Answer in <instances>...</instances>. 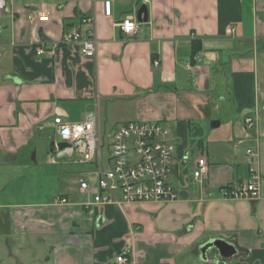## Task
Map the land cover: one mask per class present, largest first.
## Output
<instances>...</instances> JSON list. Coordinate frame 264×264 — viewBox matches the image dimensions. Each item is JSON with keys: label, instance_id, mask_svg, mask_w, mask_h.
Returning <instances> with one entry per match:
<instances>
[{"label": "crops", "instance_id": "crops-1", "mask_svg": "<svg viewBox=\"0 0 264 264\" xmlns=\"http://www.w3.org/2000/svg\"><path fill=\"white\" fill-rule=\"evenodd\" d=\"M4 1L0 162L37 160L35 141L48 131L58 136L56 117L106 126L101 109L108 103L131 111L117 120L121 123L170 124L171 141L180 150L168 179L178 192L175 202L124 209L94 205L92 196L80 189L82 175L71 188L57 184L58 194L46 202L0 205V264H118L122 254L132 264H264V0ZM104 1H111L110 16L104 14ZM143 4L149 8V21L139 24L137 33L123 34L118 25L137 18ZM91 17L93 24L83 22ZM75 33L96 36L95 59L85 58L79 45L64 44ZM194 41L202 50L193 66ZM242 46L254 52H239ZM40 47L46 52L55 48L54 56H38ZM224 65L235 110L245 113L243 135L232 127L233 142L228 138L210 144L201 123L218 110L211 104L213 69ZM246 118L254 120L253 128L247 127ZM193 138L203 141V150L191 146ZM51 143L52 138V158L58 146ZM243 145L241 174L234 149ZM249 148L255 153L261 198L226 199L225 187L250 179ZM183 151L189 164L181 162ZM68 152L58 159L62 164L75 161ZM203 154L209 162L203 177L188 176L191 164ZM58 198L67 203H57ZM216 239L234 244L238 256L224 259L211 249L204 260L202 246Z\"/></svg>", "mask_w": 264, "mask_h": 264}, {"label": "built area", "instance_id": "built-area-1", "mask_svg": "<svg viewBox=\"0 0 264 264\" xmlns=\"http://www.w3.org/2000/svg\"><path fill=\"white\" fill-rule=\"evenodd\" d=\"M6 8L4 0H0V10ZM104 14L111 15V1L103 2ZM47 22L48 18H40ZM84 23L93 24L94 17L86 18ZM119 30L130 35L137 33L139 23L137 18H127L119 25ZM66 46H81V53L85 58L95 59L99 49V41L92 33L88 37L82 33H75L64 41ZM55 47L58 45L55 44ZM55 48L44 51L40 47L38 56H54ZM199 58H196V61ZM158 66V61L154 63ZM188 68L190 65L188 64ZM245 124L253 128L254 120L246 118ZM54 128L61 139L69 147L57 150V155L51 158V164L72 151L75 156L74 164L92 166L96 173L84 178L80 183L82 192L92 196L94 205H114L124 209L130 204L169 203L178 199V192L169 183V176L174 170L175 155L179 152V144L171 141V129L158 122L134 121L121 124L114 132L110 143L106 144L101 135L99 124L76 123L71 124L56 117ZM58 143V144H60ZM55 143V147L58 145ZM108 153L106 164L102 155ZM182 163L189 164L190 160L185 151ZM59 153V156H58ZM254 150H247L250 179L242 184H233L222 191L226 199L258 200L261 198L259 186L260 177L253 166ZM68 157V156H66ZM64 159V158H63ZM209 162L207 155H202L191 164L194 179H200L207 171ZM57 203L65 205V199L58 198ZM87 206H92L88 204ZM118 264H132L124 254L117 257Z\"/></svg>", "mask_w": 264, "mask_h": 264}, {"label": "rangeland", "instance_id": "rangeland-1", "mask_svg": "<svg viewBox=\"0 0 264 264\" xmlns=\"http://www.w3.org/2000/svg\"><path fill=\"white\" fill-rule=\"evenodd\" d=\"M238 51L242 53L249 51L254 52V49H252V47L242 46ZM224 55L226 57L227 52ZM213 70V83L215 82L216 90L211 104H217L218 110H212L210 118L202 122L201 125L210 144L213 141L227 140L228 138L230 142H233V139H231L232 127L236 129L235 132L241 136L245 113L238 114L233 105V99L228 91L230 89V84L226 78L228 68L224 65L219 68L214 67ZM216 70L217 72L215 73ZM104 107L107 108L104 109L102 107L101 117L105 118L106 126H103L100 130L102 137L105 139V143L108 144L115 130L123 124L121 121L117 120H122L125 115H130L131 111L126 113L123 104L117 105L115 103H108ZM92 117H95V115H92ZM212 122H221V127L212 129ZM165 124L168 125L167 123ZM170 126L169 124V127ZM48 132L49 133L44 134V137L41 136V138H38L40 141H35L38 148L37 160L31 158L32 163L23 165L0 162V205L43 203L46 202L49 197L52 198L58 194L59 189L56 188L57 184L60 186L63 182L71 188L80 176L85 175L84 178L89 179V174L91 175L93 173L94 175L96 173L94 167L76 165L73 159L70 160L69 164H62V162L58 160L56 161L58 163L56 166H51V153L49 152L51 138L57 144L61 142V139L54 131ZM43 140L45 142L44 144L42 143ZM40 147H44L42 152H39ZM230 149H233V145H231ZM245 150V145L239 146L238 149H234L238 158L241 159L237 164L240 165L239 171L241 174L243 173L246 162ZM107 156V152H104L102 155L104 164H106ZM193 173L194 171L192 169L188 170V176L193 178ZM192 178H190V185L193 184Z\"/></svg>", "mask_w": 264, "mask_h": 264}, {"label": "water", "instance_id": "water-1", "mask_svg": "<svg viewBox=\"0 0 264 264\" xmlns=\"http://www.w3.org/2000/svg\"><path fill=\"white\" fill-rule=\"evenodd\" d=\"M137 21L139 24L147 23L149 21V8L147 4H143L139 9L137 14ZM0 32H1V27H0ZM219 126H220L219 122L212 123V127L214 129L218 128ZM54 146L55 143H51V147L53 148ZM57 146L59 150H64L69 147L66 143H60ZM211 249H216L219 253V256L224 259H232L238 256V250L236 249L234 244L224 239H216L202 246L201 253L204 260L207 258L206 257L207 252Z\"/></svg>", "mask_w": 264, "mask_h": 264}, {"label": "trees", "instance_id": "trees-1", "mask_svg": "<svg viewBox=\"0 0 264 264\" xmlns=\"http://www.w3.org/2000/svg\"><path fill=\"white\" fill-rule=\"evenodd\" d=\"M202 50V44L198 41H194L192 43V50H191V57L190 62L194 66L196 64V58L199 56L200 52ZM156 61V58H153V63ZM195 127H191V131H194ZM172 138V137H171ZM170 138V139H171ZM196 139L193 138L191 141V146H194L196 150H203L204 149V143L202 140L195 141ZM173 141V140H172ZM231 185L227 186L230 187ZM225 187V188H227ZM224 188V189H225Z\"/></svg>", "mask_w": 264, "mask_h": 264}]
</instances>
